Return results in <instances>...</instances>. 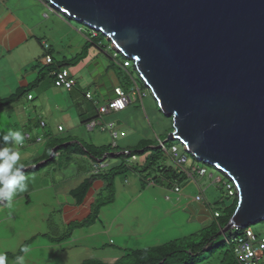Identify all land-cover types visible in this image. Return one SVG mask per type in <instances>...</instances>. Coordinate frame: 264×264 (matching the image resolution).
<instances>
[{
	"label": "rangeland",
	"instance_id": "1",
	"mask_svg": "<svg viewBox=\"0 0 264 264\" xmlns=\"http://www.w3.org/2000/svg\"><path fill=\"white\" fill-rule=\"evenodd\" d=\"M74 25L77 34H81L80 28L81 35L84 34L86 39L77 53L80 54L83 53L87 43L86 37L93 32L84 25L76 23ZM107 54L95 48L90 49L81 62L85 64L76 68L77 73L83 80L92 75L96 77V80L87 82L88 89L95 99L103 103L115 98L113 93L109 94L110 89L113 92L118 86L117 88L124 90L130 95L131 100L126 110L110 112L102 116L99 121L102 126L90 131L82 124V120L97 115V110L91 103L81 101V107L71 112L69 110L63 112V108L58 112L53 106L52 113L55 119L51 120L43 113L33 117L38 119L37 133L51 132L56 134L57 139L74 135L84 143L101 147L114 144L111 132L101 131V128L114 124L118 133L116 144L123 149H135L140 141L149 140L154 144V148L158 143L163 142L166 150L170 151L176 144L168 141L173 127L171 119L162 114L149 90L142 86L140 89L136 88L134 84V89H128L127 70L131 71L133 63L129 61L131 66L125 69L120 57L116 61L113 60V56L117 58L113 50ZM89 63L92 64L88 66ZM75 67H72V71ZM33 93L36 95L35 91ZM40 117L45 118L47 129L40 127L42 122ZM59 126L65 129L64 133L58 132ZM46 144L47 142L43 140L40 144L27 146L25 149L27 152L23 155L41 156L46 150ZM177 147L181 154L189 156L181 146L177 145ZM162 151L167 156V162L162 161L160 164L173 166L176 176L157 184L156 187L146 183L143 188V182L136 172L129 170L120 174L115 179L114 202L104 206L100 211L98 222L88 227L75 226L83 223L92 213L100 193L99 187H104L105 184L96 182L82 206L74 204L75 201L70 196L73 189L87 179L88 175H92V166L88 158L77 155L67 159L60 156L54 162L55 166L49 158L47 162L51 163L48 165L28 171L24 174L28 178V190L13 197L10 209L0 207V255L7 257L6 264H16L18 257H23L24 264H87L88 262L113 264L123 256L125 250L162 246L198 233L202 226L199 222H193L192 217H197L200 210L213 219L215 208L224 210L234 203V199L227 195L226 177L219 174L214 167V169L209 168L189 156L188 163L179 169L174 165L170 155L163 149ZM148 156L149 154L144 156L137 154L136 160H130L129 166H145ZM118 163L120 159H110L106 162L108 166L105 169ZM33 166L36 165L29 168ZM201 168L207 170V174L203 177L194 172ZM43 171L41 175H33ZM147 172L155 178L162 179L157 171H153V174L150 170ZM192 174L194 175L191 176ZM176 187L181 190L179 195L173 193ZM25 194L31 199L29 203L25 197L18 199ZM103 196L107 199L109 193L104 192ZM197 196L202 198V202L196 200ZM167 197L170 198L169 201ZM192 212H196L197 215ZM249 229L258 239L264 238V223L253 225ZM239 234V231L231 230L226 238L220 236L217 244L221 247L227 243L226 248L220 249L214 256L208 252L203 254L199 258L198 262L201 261L199 264L205 261L209 264H220L221 259L224 261L223 264H239L233 256H228V260L225 258L226 250L231 252L230 244ZM25 242L26 248L30 251L21 254Z\"/></svg>",
	"mask_w": 264,
	"mask_h": 264
},
{
	"label": "water",
	"instance_id": "2",
	"mask_svg": "<svg viewBox=\"0 0 264 264\" xmlns=\"http://www.w3.org/2000/svg\"><path fill=\"white\" fill-rule=\"evenodd\" d=\"M47 1L106 36L172 120L168 141L232 182L218 237L264 223V0Z\"/></svg>",
	"mask_w": 264,
	"mask_h": 264
},
{
	"label": "crops",
	"instance_id": "3",
	"mask_svg": "<svg viewBox=\"0 0 264 264\" xmlns=\"http://www.w3.org/2000/svg\"><path fill=\"white\" fill-rule=\"evenodd\" d=\"M79 30L82 34V30L80 28ZM81 34H77L74 23L72 24L67 22L65 18H63L58 12L54 11L42 0H0V102L11 97H18L16 101L13 102L10 106L0 109V148L6 146L12 147V145H4L2 141V137L6 135L9 130L13 132H21L24 136V143L22 147H19L17 149L20 154L18 166H28L27 168H29L30 166H32L31 164L34 162V160L42 157L48 151V148L54 144V140H57V136L54 133H37L38 119H34L33 117H38V114L43 113L46 117L52 120L55 119V116L52 113L53 106L57 109L58 112L61 110V108L64 109L63 112L67 110L71 112L73 109L81 107V101H87L89 102V104L91 103L92 106L95 107V109H97V115L95 117L98 116L101 118L102 115L99 114V108L107 106L111 101L117 99L114 90L118 86L114 88L113 92L112 89H110L109 91V94L112 95L113 93L115 95V98H110L105 101V103L95 99L91 91L88 89L89 85L87 82H89V80H96V77H93L92 75L89 78L83 80L77 73L76 68H79L80 65L85 64H81L82 61L73 69L74 71H72V67L70 66L69 68H67L69 71L71 70V76L77 82L76 87L73 90L67 91L55 86L53 80L54 72L50 73L48 71V66L45 64L43 58L45 55L50 54L53 57L55 66H61L64 64V62H69L70 60L76 58L79 55L77 54L78 51L81 50L86 40L84 34ZM45 45L50 46L49 50L45 49ZM88 56H90V53ZM91 64L92 63H89L88 66H90ZM42 75H45V79L41 83L37 84L31 91H26L29 90V88H31L33 84H36L37 80ZM34 91L36 92V95H34ZM87 94H90L92 98L88 99L86 96ZM29 96H32V99H29ZM100 118L96 120L97 127L102 126L99 122ZM41 121L45 122V129H47L48 125L45 121V118L40 117V122ZM96 122H94L93 120L90 124ZM90 124L87 126L90 131L97 129V127L94 129L91 128ZM101 131L103 132L108 130H103L101 128ZM64 132L65 129H63V132L59 133ZM110 132L112 138V131ZM26 134H31L32 139L30 141L26 140ZM39 137L43 138V140L47 142L45 152L41 156L36 155V157L23 155V153L27 152V150L25 151L26 147H32L36 145L35 139ZM65 138H70L72 141L76 142H83L74 135ZM114 142L117 143V140ZM60 156L64 157L62 154H58L55 157V160ZM102 161H100L99 163H92L90 161L92 166V175H103L106 174L110 169L103 168L99 172H96L95 167L98 164L103 163L105 167L108 166L106 162H104L105 159ZM53 166H55V163ZM42 173H44V171L39 174L35 173L33 175H41ZM91 176L88 175L87 177L90 178ZM140 179L143 182L142 187L144 188L146 184L144 182L145 180L143 181L141 177ZM149 185L156 187L157 184L152 185L150 183ZM99 188L100 193L98 194V196L103 192L105 185L104 187L101 186ZM75 189L70 192L71 197V194ZM174 194L179 195L180 193ZM24 197L26 198L28 203L31 201L28 194H25V196H20L18 199ZM74 204H76V202ZM0 207L5 208L6 206L4 204H0ZM192 213L197 215L196 212ZM192 221L199 222L202 226V229H200V231H202L212 223L213 219H211L209 216L204 214L202 210H200V214L197 217L193 216ZM200 231H198V233ZM205 253H207V251L204 252V254ZM217 253L212 254L211 256H214ZM228 256L230 255H227L225 257L227 260L229 259ZM199 263H201V261L197 262V264ZM223 263L224 261L221 259L220 264ZM202 264L209 263L205 261Z\"/></svg>",
	"mask_w": 264,
	"mask_h": 264
},
{
	"label": "trees",
	"instance_id": "4",
	"mask_svg": "<svg viewBox=\"0 0 264 264\" xmlns=\"http://www.w3.org/2000/svg\"><path fill=\"white\" fill-rule=\"evenodd\" d=\"M42 1L47 5L51 6L49 2L47 3V0H42ZM52 9L58 12L63 18L68 20V16L66 14H63L62 12L58 11L55 8ZM71 23L73 24L75 23V21H72ZM88 29L93 33L86 37L87 43L84 47L85 53L83 51V53H80L76 58L70 60L69 62H64V64L61 66L59 65L55 66L54 63L52 65H49L47 69L50 73L56 72V70L58 71L61 68H69V66L70 67L77 66L87 56L88 51L92 48H96L101 53L103 54L105 53L106 55H108L107 53H109L110 50H113L115 52L114 55L117 56L116 59L113 56V60L116 61L120 57L122 59V65L125 69H128V67L131 66L129 60L125 58L121 53L115 50L113 44L106 36L90 28ZM125 63L128 64L127 67L124 66ZM44 79H45V75L40 76L39 79L37 80V83L33 84L31 88H29V90L26 91H31L32 89L35 88L37 84L41 83ZM127 81L129 82L128 89L131 88L134 89L133 88L134 87L133 84H134L136 88L140 89L142 86L144 89L148 90L145 87L144 83L142 82L141 78L139 77V74L137 73L134 65L132 66L131 71L127 70ZM17 98L18 97L16 98L11 97L9 99L1 101L0 109L10 106L13 102L16 101ZM98 118L100 117L97 116L94 118L85 119L84 121L82 120V124L88 126L93 120L94 122H96ZM171 132H173V127L171 129ZM53 143L54 144L48 148V151L42 157L34 160V162L31 165H38L39 163L48 161L54 150L56 151H55L54 159L51 161L52 163L56 161L55 157L58 154H62L67 159L77 155L83 156L88 158L92 163H99L104 159L107 162L109 158L120 159V163H118L114 167H111L106 174L92 175L90 178L85 180L77 189H75L72 192L71 195L75 200L76 205L82 206L85 203L87 196L92 190L95 182L101 181L105 184V188L103 189V192L98 196V199L92 209V213L89 214L88 218L84 220L83 223H81L80 225H76L75 227H88L98 222L101 209L104 206L110 205L112 204V202H114L115 179L120 174L127 173L129 170L134 171L137 174H139V176L143 179V181L145 180L144 181L145 183L148 184L150 183L161 184L163 181H168L176 176L173 166L160 164L162 161L167 162V156L160 148L159 143L157 144V147L154 148L153 147L154 144H152L151 141L149 140L140 141L135 149H123L118 145H114V144L97 147L94 144L72 141L70 138L57 139L54 140ZM175 143L176 144L173 145L172 147L175 146L177 147V145H179L184 149V147L180 142L177 141ZM137 154H141L143 156L149 154V156L146 158L145 166L140 167L138 165V166L130 167L129 161L132 160L133 157H137ZM189 156L190 158L194 159V161H196V159L193 158V156L191 155ZM51 162H47L46 164L48 165ZM205 166L214 169L213 166H208V165ZM27 167L28 166H24L23 168H27ZM148 170L152 171V174L153 171L159 172L160 175L162 176V179L159 177L156 178L153 177L152 175H150V173L147 172ZM217 172L223 175L221 172L219 171ZM226 179L227 180L225 182L227 183V185H230L232 190H234L232 182L227 177ZM104 192L107 194L109 193V198L107 199L103 198ZM227 195L232 199H234V203L230 207L224 208V210L215 208L213 210L212 223L207 228L200 231L199 233L193 234L183 239H177L171 241L169 243H166L158 247H152L143 250L125 251L124 255L113 264H197L199 258L204 254L205 251H207L210 255H212L220 251V249L222 250L226 248L227 243H225L221 247L217 244V240L219 239L218 234L228 226L232 216L234 215L238 207V201L235 198V196L234 197L230 196L228 191H227ZM216 214H218L219 216L215 217L214 215ZM239 232H240L239 235H241L242 231ZM224 238H226V236H224ZM26 247H27V243L25 242L22 248H26ZM23 253L24 252H21V254ZM225 254L234 257L233 246L231 252L227 249ZM87 264H105V263L88 262Z\"/></svg>",
	"mask_w": 264,
	"mask_h": 264
},
{
	"label": "built area",
	"instance_id": "5",
	"mask_svg": "<svg viewBox=\"0 0 264 264\" xmlns=\"http://www.w3.org/2000/svg\"><path fill=\"white\" fill-rule=\"evenodd\" d=\"M50 46L45 45V49L49 50ZM45 64L47 66L52 65L54 63L53 57L50 54H47L43 58ZM125 67L128 66L127 63L124 65ZM54 76V84L57 88H62L67 91H71L76 87V80L71 76L70 71L67 68H61L58 71L53 73ZM115 94L117 96V99L111 101L107 106L100 107L99 108V114L100 115H107L110 112H120L125 110L131 103L130 95H128L124 90L121 88L115 89ZM88 99H91V95H86ZM29 99H32V96H29ZM40 127L42 129L46 128L45 122L40 123ZM91 128L97 127V122L90 124ZM114 124H110L107 127L103 128V130H110L112 131V138L114 141L118 139V133L114 130ZM59 132H63V128H58ZM32 139L31 134H26V140L30 141ZM43 141V138H36V143H41ZM114 145L116 143L114 142ZM159 146L161 149L166 151L171 159L173 160L174 165H176L177 168L181 169L183 168L189 161V157L186 154H181L178 147H172L170 151L166 150L165 144L163 142L159 143ZM128 154V153H126ZM132 160H136V157H133ZM105 168L103 163L98 164L95 169L96 172H99L101 169ZM194 172L197 173L200 177H203L207 174V170L205 168H201L198 171L194 170ZM192 174L191 176H193ZM221 184V180H220ZM226 189L230 196L236 197V192L232 190L230 185H225ZM181 192L179 187L174 188V193L179 194ZM167 200H170L168 197ZM197 201L201 202L202 198L199 196L196 198ZM219 215L216 214L215 217H218ZM242 231V234L234 238V240L231 242V245L233 246L234 256L239 264H264V238L258 239V237L250 230H237Z\"/></svg>",
	"mask_w": 264,
	"mask_h": 264
},
{
	"label": "clouds",
	"instance_id": "6",
	"mask_svg": "<svg viewBox=\"0 0 264 264\" xmlns=\"http://www.w3.org/2000/svg\"><path fill=\"white\" fill-rule=\"evenodd\" d=\"M2 141L4 145H12V147L6 146L0 148V204H4L10 209L12 207L13 197L25 193L28 190V178L23 174V166H18L20 154L17 149L23 146L24 136L21 132L9 130L2 137ZM215 169L218 171L217 168ZM21 251L27 254L30 249L21 248ZM6 260V256L0 255V264H6ZM16 264H24L23 257H18Z\"/></svg>",
	"mask_w": 264,
	"mask_h": 264
},
{
	"label": "bare ground",
	"instance_id": "7",
	"mask_svg": "<svg viewBox=\"0 0 264 264\" xmlns=\"http://www.w3.org/2000/svg\"><path fill=\"white\" fill-rule=\"evenodd\" d=\"M47 3H48V1H47ZM60 12H61V11H60ZM121 54H122V53H121ZM122 55H123V54H122ZM129 156H130V155H129ZM111 158H112V157H111ZM109 159H110V158H109ZM109 159H108V160H109ZM102 162H103V161H102ZM105 162H106V161H105ZM129 162H130V161H129ZM93 169H94V168H93ZM96 175H98V174H96ZM214 216H215V215H214Z\"/></svg>",
	"mask_w": 264,
	"mask_h": 264
}]
</instances>
